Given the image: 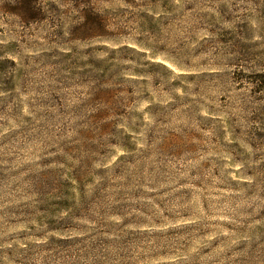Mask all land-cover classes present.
<instances>
[{
    "label": "rangeland",
    "instance_id": "rangeland-1",
    "mask_svg": "<svg viewBox=\"0 0 264 264\" xmlns=\"http://www.w3.org/2000/svg\"><path fill=\"white\" fill-rule=\"evenodd\" d=\"M12 1L0 264H264V0Z\"/></svg>",
    "mask_w": 264,
    "mask_h": 264
},
{
    "label": "trees",
    "instance_id": "trees-1",
    "mask_svg": "<svg viewBox=\"0 0 264 264\" xmlns=\"http://www.w3.org/2000/svg\"><path fill=\"white\" fill-rule=\"evenodd\" d=\"M44 0H13L6 6V9L23 24L38 23L45 17V13L41 7ZM80 0H76V4Z\"/></svg>",
    "mask_w": 264,
    "mask_h": 264
},
{
    "label": "clouds",
    "instance_id": "clouds-1",
    "mask_svg": "<svg viewBox=\"0 0 264 264\" xmlns=\"http://www.w3.org/2000/svg\"><path fill=\"white\" fill-rule=\"evenodd\" d=\"M257 39H258L259 42H260V46H261V47H264V33H260V34H258V35H257ZM205 43H207V42H205ZM209 56H210V58L213 59V60L218 59L217 57H211V52H209ZM170 79H171V80H176L177 77L172 76V77H170ZM173 91L175 92V91H177V89H176V88H173ZM188 94H189V90H186V91H184V92L182 93V95H184V96H186V95H188ZM197 116H198V113H197ZM197 123H198L199 125L203 126V127H206V126H204L205 121H197L196 118L193 117L192 125H193V126H196ZM218 124H219L218 121L216 122V124H211V128H212V129L217 128V127H218ZM208 127H209V126H208ZM213 135H215V132H214L213 130H210L209 133H208V136H209V143H211V137H212ZM217 144H219V141H218V140H217ZM213 147H215V146L213 145ZM14 264H16V258H15V257H14Z\"/></svg>",
    "mask_w": 264,
    "mask_h": 264
}]
</instances>
